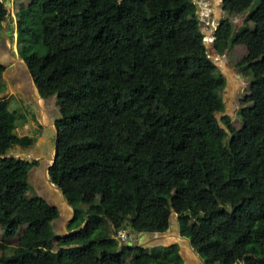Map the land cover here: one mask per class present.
Wrapping results in <instances>:
<instances>
[{"label": "trees", "instance_id": "obj_1", "mask_svg": "<svg viewBox=\"0 0 264 264\" xmlns=\"http://www.w3.org/2000/svg\"><path fill=\"white\" fill-rule=\"evenodd\" d=\"M237 1L246 15L221 17L212 47L246 49L236 64L250 77L239 127L223 114L224 76L193 0H28L19 9V54L59 111L48 173L74 231L57 236L58 208L29 191V162L8 151L35 138L15 133L20 114L0 99V264H81L84 254L93 264H182L178 244L128 246L111 235L164 232L175 203L179 234L205 264H264V0ZM5 16L0 1V31Z\"/></svg>", "mask_w": 264, "mask_h": 264}, {"label": "crops", "instance_id": "obj_2", "mask_svg": "<svg viewBox=\"0 0 264 264\" xmlns=\"http://www.w3.org/2000/svg\"><path fill=\"white\" fill-rule=\"evenodd\" d=\"M209 2L215 17L221 18L228 14V11L223 10L224 6L222 0H209ZM27 4L28 0H5L6 16L1 22L2 29L0 31V63L4 65L1 82L4 89L0 92V99H8L9 109L17 111L20 114L14 130L15 133L19 136L28 135L35 138L33 146L28 148L15 146L9 150L8 153L12 154L13 151L17 152L20 155L15 156L23 158L30 163L31 161L39 163L44 161L47 162L46 167L45 165H42V167H33L32 164L29 163L28 182L36 188L38 194L44 196L51 204L57 206L59 216L52 220V226L56 235L61 237L74 231V229L69 228V224L73 218V208L67 203L66 198L60 190L56 188L54 184L49 182L46 168L51 163L50 154L52 151L49 156H47L46 153L43 155V150L45 151L43 148V144L45 143L43 139V131L46 130L45 128L55 131V120L58 117L59 111L56 105L55 96L44 98L40 95L24 59L19 54L16 27L17 13L20 8L26 7ZM233 19V22H240L242 21V16L238 19H236V17ZM233 48L230 51H226L224 54H215L220 56L224 55L231 62L234 58V55L232 54ZM211 51H213L212 47ZM216 65L224 76L225 84L227 83L228 86H231V83L233 82H235L234 84H237L239 81L241 83L244 82L242 72L235 63L234 65L236 67H233L234 69H232L229 75L227 69L225 74L224 69L221 68L222 65L224 66L221 60L216 61ZM222 101L224 103L223 98ZM43 187L48 188V191H45L46 194L41 192ZM178 228L177 221L176 230H178ZM185 239L186 241L188 240L187 238ZM159 240L163 242L168 240L175 241V238H167V236L165 237L164 235L163 238H157L153 235L140 233L137 235L135 245H142V247L151 248L155 247V244H158L157 241L159 242ZM56 241L57 240L55 239L53 248L55 252L63 247L62 240V245H58V242ZM180 248L181 250H179V253L182 258V264H205L203 258L193 249L192 246L189 247L187 244L186 248L183 247V245L180 246ZM80 263L83 264L82 262Z\"/></svg>", "mask_w": 264, "mask_h": 264}, {"label": "rangeland", "instance_id": "obj_3", "mask_svg": "<svg viewBox=\"0 0 264 264\" xmlns=\"http://www.w3.org/2000/svg\"><path fill=\"white\" fill-rule=\"evenodd\" d=\"M196 2V4L201 7L202 6V1L201 0H194ZM223 6H224V9L228 11V16L229 18H231L232 20H234L233 18L236 17V19H238L240 16H242V14L244 13V9L242 8V5L237 1V0H228L226 4L223 3ZM212 15L214 16V13L212 11ZM215 17V16H214ZM235 19V20H236ZM188 22L190 24H192V20L191 19H188ZM209 51V54H210V58L213 59L215 62L216 61H219L221 60V62H223L224 66L222 65L221 68L224 69V73L226 74L227 70H228V75L229 73L232 71V69H234L233 67H236L234 65L237 64V62L239 61V59L245 55V49L243 46L241 45H237L233 48L232 50V54L234 55V58L233 60L230 62L229 59H227L226 56L222 55H216L214 51H211V50H208ZM234 62V63H233ZM227 69V70H226ZM226 71V72H225ZM242 77L244 79V82H237V84H234L235 82L231 83V86H228L227 83L223 86V88L221 89V91L219 92V95L223 98L224 100V113L223 114H228L231 118V123L235 126V127H239L240 125V118L243 117L244 115V101L242 100V97H243V92L246 91V85L248 83L247 80L250 79V77L247 75V77H245L244 73H242ZM227 85V86H226ZM223 114H219L217 113V117L220 118L221 115ZM46 130L43 131V139H44V144H43V148L45 149V151L43 150V155L44 153L47 154V156H49L50 152L49 151H52L53 147H54V138H55V131L52 130V129H49V128H45ZM11 150V149H10ZM9 152V151H8ZM10 154V153H9ZM12 155H20L19 153L17 152H12ZM51 155H53V151L51 152ZM45 158V156H44ZM43 158V159H44ZM52 159V158H50ZM43 164L46 165V161L42 162ZM29 175V173H28ZM30 182H28L29 184ZM43 190H41V192L45 193V191H48L47 187H43L42 188ZM29 191L31 192H35L36 191V188L33 187V185H30L29 184ZM37 192V191H36ZM84 194H88L94 198H97L99 199L100 197V194L92 189H85L84 190ZM49 196V195H47ZM172 216L173 218L177 219L178 218V215L179 213L181 212L182 210V207L179 203H175L172 207ZM176 222V221H175ZM128 229V227H127ZM176 230V224L173 222V226H171V231L170 232H166L164 233L163 235L167 238H172L174 237L175 240H179L178 237L175 236L174 232ZM132 232V231H131ZM169 233V234H168ZM136 233H134L135 235ZM174 234V235H172ZM137 238V237H136ZM135 238V240H136ZM2 239V234L0 233V241ZM56 242H58L57 244L58 245H62L61 243V239L59 238H56ZM135 240L133 242H135ZM17 241V238H13L11 239V243L12 244H15ZM163 243H166V244H173L171 243L170 241H164ZM181 243H183V247H187V241L184 239L181 241ZM57 247V245H56ZM179 250H181L180 246H179ZM83 255L81 258H80V262H82L83 264H93V257L91 255ZM33 255L32 254H27L23 257H21V261H24L26 259H30L32 258Z\"/></svg>", "mask_w": 264, "mask_h": 264}, {"label": "clouds", "instance_id": "obj_4", "mask_svg": "<svg viewBox=\"0 0 264 264\" xmlns=\"http://www.w3.org/2000/svg\"><path fill=\"white\" fill-rule=\"evenodd\" d=\"M2 2H4V5H5V0H0ZM202 1V6L199 7L196 2L193 0V3L195 4V7H196V15L201 23V29L203 31V41L205 42L208 50H211V47H212V42L214 41V31L216 30L217 26L219 25V21H220V18H217V17H214L212 15V8H211V4L209 2V0H201ZM242 8L245 10L244 13L242 14V20L244 18V15H246L247 13V10L244 8V6H242ZM224 11H227L225 9H223ZM228 16L227 15H224V17ZM223 17V16H222ZM229 17V16H228ZM206 20H209V21H212V23H217L215 27L211 25H207V22ZM232 20V19H231ZM233 21V20H232ZM237 46V45H235ZM234 46V47H235ZM243 46V45H241ZM213 48V47H212ZM245 48V47H244ZM214 51V49H213ZM246 51V49H245ZM215 52V51H214ZM209 53V52H208ZM216 53V52H215ZM224 54V53H223ZM209 57H210V54H209ZM213 60V59H212ZM214 61V60H213ZM215 62V61H214ZM216 63V62H215ZM30 163V162H29ZM59 189V188H58ZM73 232V231H72ZM70 234V233H69ZM140 234V233H139ZM132 245L135 244V242L131 243ZM129 246V245H128Z\"/></svg>", "mask_w": 264, "mask_h": 264}, {"label": "water", "instance_id": "obj_5", "mask_svg": "<svg viewBox=\"0 0 264 264\" xmlns=\"http://www.w3.org/2000/svg\"><path fill=\"white\" fill-rule=\"evenodd\" d=\"M56 137H57V130H56V127H55V138H54V154H53V156H52V159H51V163L48 165V167H47V172H48V170H49V167L52 165V163H53V161H54V159H55V155H56V150H55V144H56ZM25 151H26V149H25ZM17 157V156H16ZM31 164V163H30ZM48 178H49V182L51 183V184H53L51 181H50V177H49V173H48ZM56 188H58L57 186H55ZM64 196V195H63ZM67 203H68V201H67ZM53 205V204H52ZM56 206V205H55ZM57 207V206H56ZM176 221V222H175ZM173 222L175 223V224H177V219H175V218H173V216H172V213H171V215H170V218H169V226H168V228L164 231V232H143L145 235H153V236H155V237H157V238H163V234L164 233H166V232H170L171 231V226H173ZM86 222H84L82 225H84ZM70 233H72V232H70ZM169 234V233H168ZM174 234H175V236L176 237H178V239L179 240H175V241H170V240H168V241H170L171 243H173V244H178V246H182V244L183 243H181V241L182 240H184L185 239V237H182L180 234H179V228H178V230H175V232H174ZM186 240V239H185ZM188 242H187V244H188V246L190 247L191 246V243H190V241L189 240H187ZM166 242V241H165ZM157 243L158 244H155L156 246H159V245H162V246H169V244H166V243H163V241H160L159 240V242L157 241ZM132 244H130L129 246H131ZM134 246H142V245H135V244H133ZM192 249V248H191Z\"/></svg>", "mask_w": 264, "mask_h": 264}, {"label": "built area", "instance_id": "obj_6", "mask_svg": "<svg viewBox=\"0 0 264 264\" xmlns=\"http://www.w3.org/2000/svg\"><path fill=\"white\" fill-rule=\"evenodd\" d=\"M207 25H211L213 27L216 26L217 23H212V21L206 20ZM139 233H136L134 235L133 232L128 228H119L117 230H113L112 237L115 238L119 244H125V245H130L133 243L135 238L137 237Z\"/></svg>", "mask_w": 264, "mask_h": 264}, {"label": "bare ground", "instance_id": "obj_7", "mask_svg": "<svg viewBox=\"0 0 264 264\" xmlns=\"http://www.w3.org/2000/svg\"><path fill=\"white\" fill-rule=\"evenodd\" d=\"M52 151H53V154H54V147H53V150H52ZM49 152H51V151H49ZM52 156H53V155L50 154V157H51V158H52ZM31 163L34 164V161H31ZM36 165H38V164H36ZM36 165L34 164L33 167H37ZM45 167H46V165H45ZM46 169H47V168H46Z\"/></svg>", "mask_w": 264, "mask_h": 264}, {"label": "flooded vegetation", "instance_id": "obj_8", "mask_svg": "<svg viewBox=\"0 0 264 264\" xmlns=\"http://www.w3.org/2000/svg\"><path fill=\"white\" fill-rule=\"evenodd\" d=\"M51 158V157H50ZM50 161H51V159H50ZM34 164L36 165V164H38V165H36L37 167H42V165H45V164H43V163H39V162H34ZM44 170V169H43Z\"/></svg>", "mask_w": 264, "mask_h": 264}]
</instances>
